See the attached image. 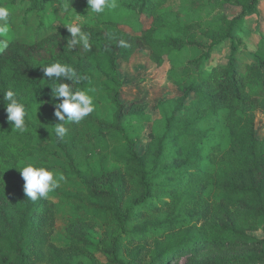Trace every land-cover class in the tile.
<instances>
[{
  "label": "trees",
  "instance_id": "obj_1",
  "mask_svg": "<svg viewBox=\"0 0 264 264\" xmlns=\"http://www.w3.org/2000/svg\"><path fill=\"white\" fill-rule=\"evenodd\" d=\"M116 2L113 10L87 15V0H0L10 11L9 32L0 37L8 43L0 51V264H264V237L243 232L261 221L264 232V139L258 138L255 117L264 114V33H258L259 49L250 61L237 57L241 40L235 37L247 18H260L264 0ZM22 4L48 36L32 44L16 39L14 17ZM227 6L241 14L229 18ZM77 17L90 50L66 49L67 26ZM226 43L229 56L213 65L215 50ZM137 52H147L158 67L168 63L167 80L182 92L157 105L160 119L152 120L137 103L121 102L120 61ZM55 62L82 77L74 90L94 89L99 71L101 90L116 109L111 121H99L94 111L66 126L64 140L57 138L45 115L54 112L53 82L42 68ZM7 90L26 106L25 133L13 131L7 120ZM92 94L97 109L96 90ZM145 123L152 125L151 144L140 155ZM37 143L62 150L68 160L64 180L76 178L87 188L60 195V203L77 215L67 229V247L52 240L51 201H32L24 193L23 162L36 150L45 162L56 154ZM100 154L125 163V172L97 176L91 163ZM36 165L51 170L47 163ZM215 192L223 195L219 201L211 200ZM165 196L173 206L161 214ZM236 249L242 254L199 257L202 251Z\"/></svg>",
  "mask_w": 264,
  "mask_h": 264
},
{
  "label": "rangeland",
  "instance_id": "obj_2",
  "mask_svg": "<svg viewBox=\"0 0 264 264\" xmlns=\"http://www.w3.org/2000/svg\"><path fill=\"white\" fill-rule=\"evenodd\" d=\"M28 9L27 4L20 5L19 11L14 17V32L16 39L20 40L23 43L32 44L38 40L49 35L48 31H38V19L32 14L26 13ZM225 14L229 18L237 17L241 14L240 8H234L227 6ZM145 28L149 26V21L144 19ZM125 32H131L129 28H123ZM259 32L264 33V5L261 7L260 18L251 17L247 18L243 27L238 28L235 31V37L237 41L241 40L239 46V52L237 57L243 60L250 61L251 54L258 51V41H259ZM231 48V43H226L220 48L215 50V63L218 64L220 61L226 59L229 56ZM119 72L120 77L123 82V90L121 94V102L123 104L137 103L138 108L141 110L145 109L146 114L152 117V120L160 119L161 113L157 108V105L160 102H165L169 100H177L182 96V92L174 84L167 80V73L170 69V65L165 63L162 67L154 65L151 61L149 54L147 52H137L129 62L120 61ZM102 76L99 71L94 72L93 86L97 92L98 96V106L94 112V117L100 120L111 121L113 118L116 109L114 105L110 102L108 97L103 94L102 87ZM53 111L47 109L45 115L49 123L56 124L58 121L53 115ZM256 117V127L258 138L262 141L264 139V114L257 112ZM71 125V124H68ZM66 125V126H68ZM144 132L142 138L137 143V151L140 155H143L149 145L151 144V138L149 136L152 125L144 124ZM47 147L50 151L56 152L55 155H50L49 160L45 162V157L41 155L39 150L34 152V155L28 160L24 161L26 163H47L51 170H53L58 176H63L64 169L68 167V160L66 155L59 150L54 144H44L37 143L38 149L41 147ZM175 145H171L170 150L172 151ZM100 151V150H97ZM104 154V153H103ZM91 168L93 172L100 176L103 173H123L125 172L126 165L125 163H117L111 160L109 157L107 159L100 156L94 157L91 163ZM86 192L87 188L77 182L76 178L71 180H62L60 187L56 191L49 194L48 198L51 201V204L54 206L55 210V225L54 232L52 235V240L61 247L69 246V241L67 239V229L69 226L77 219V215L73 207L69 204L60 203L61 194H75L77 192ZM223 195L219 192L213 193L211 200L219 201ZM173 201H171L170 196L162 197V212L164 214L170 206H173ZM196 210V209H195ZM194 206L189 207V211L193 212ZM160 214V212H159ZM157 218V215L154 216ZM163 217H165L163 215ZM200 225V223H198ZM243 232L251 238L262 239L264 237L263 232V222H253L246 225L243 228ZM137 245V244H135ZM241 250H228V251H202L199 255L201 259H210L216 257H226L233 255H241ZM100 259L104 261V258L100 256Z\"/></svg>",
  "mask_w": 264,
  "mask_h": 264
},
{
  "label": "clouds",
  "instance_id": "obj_3",
  "mask_svg": "<svg viewBox=\"0 0 264 264\" xmlns=\"http://www.w3.org/2000/svg\"><path fill=\"white\" fill-rule=\"evenodd\" d=\"M87 4V15L102 14L106 10H113L118 6L116 0H87ZM9 16V9L0 7V37L7 36L9 32ZM78 20L79 17L67 26L70 38L67 39L66 49L73 51L82 46L85 50H90V37L82 30ZM119 45L128 47L124 40H120ZM7 47L8 43L0 39V51ZM42 68L44 76L53 82L50 86L54 107L53 115L58 121L54 125V132L59 140H64L69 133L66 125L80 123L95 111V97L92 94L95 90L90 88L74 90L73 84L79 83L82 77L74 67L68 64L55 62ZM63 81H70L71 84ZM3 100L6 102L4 103L5 111L12 130L19 133L27 132L26 117L28 111L25 104L17 99L16 93L12 90L4 92ZM19 171L25 182L24 193L32 201L48 198L50 193L60 187V183L64 179L63 176H58L53 170L44 166H37L31 162L22 164Z\"/></svg>",
  "mask_w": 264,
  "mask_h": 264
}]
</instances>
